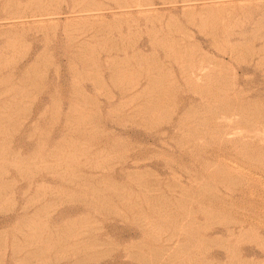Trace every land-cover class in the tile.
<instances>
[{
  "label": "rangeland",
  "instance_id": "1",
  "mask_svg": "<svg viewBox=\"0 0 264 264\" xmlns=\"http://www.w3.org/2000/svg\"><path fill=\"white\" fill-rule=\"evenodd\" d=\"M144 1L0 0V264H264V0Z\"/></svg>",
  "mask_w": 264,
  "mask_h": 264
},
{
  "label": "bare ground",
  "instance_id": "2",
  "mask_svg": "<svg viewBox=\"0 0 264 264\" xmlns=\"http://www.w3.org/2000/svg\"><path fill=\"white\" fill-rule=\"evenodd\" d=\"M143 1H144V0H143ZM164 1H166V0H164ZM168 1H169V0H168ZM185 1L187 2V0H185ZM185 1H184V2H185ZM189 1H190V0H189ZM191 1H193V0H191ZM245 1H246V0H245ZM144 2H145V1H144ZM149 2H152V0H150ZM170 2H172V0H171ZM173 2H174V1H173ZM176 2H177V0H176ZM219 2H220V1H219ZM219 2H217V3L219 4ZM163 3L166 4V2H163ZM180 3H181V2H180ZM182 3H183V2H182ZM214 3H216V2H214ZM217 3H216V4H217ZM220 3H221V2H220ZM144 4H145V3H144ZM149 4H150V3H149ZM152 4H153V2L151 3V5H152ZM170 4H171V3H170ZM187 4H188V3H187ZM187 4H186V5H187ZM221 4H222V3H221ZM221 4H220V5H221ZM223 4H224V3H223ZM153 5H154V4H153ZM174 5H175V4H174ZM145 6H146V4H145ZM145 6H144V7H145ZM147 6H148V5H147ZM183 6H184V5H183ZM183 6H182V7H183ZM188 6H189V5H188ZM217 6H218V5H217ZM151 7H152V6H151ZM191 7H193V6H191V4H190V7H189V8H191ZM205 7H207V6H205ZM183 8H184V7H183ZM185 8H187V6H185ZM189 8H188V9H189ZM194 8H195V6H194ZM219 8H220V7H219ZM145 9H146V8H145ZM147 9H148V8H147ZM147 9H146V10H147ZM146 10H144V12H145ZM149 10H150V9H149ZM152 10H153V8H152ZM183 10L185 11V9H183ZM156 11L158 12V8L156 9ZM156 11H154V12H155V15H156V13H157ZM188 11H189V10H188ZM147 12H148V11H147ZM154 12L152 11V13H154ZM146 14H148V13H146ZM149 14H150V13H149ZM157 14H158V13H157ZM150 16H152V14H151ZM189 17H190V16H189ZM191 18H192V17H191ZM239 46H240V45H239ZM28 67H30V66H28ZM26 71H28V70H26ZM194 79L197 80V81L200 80V79H203V75L200 74V73H197V74L194 76ZM7 80H8V79H7ZM5 82H6V81H5ZM5 84H6V83H5ZM208 88H209V87H208ZM210 91H211V90H210ZM207 94H208V93H207ZM208 95H209V94H208ZM137 173H138V172H137ZM135 174H136V173H135ZM136 177H137V174H136ZM102 190H103V189H102ZM101 193H102V192H101ZM103 195H104V194H103ZM108 196H109V195H108ZM108 196H107V197H108ZM82 199H83V198H82ZM109 199H110V198H109ZM86 200H87V199H86ZM89 200H90V199H89ZM110 200H111V199H110ZM108 201H109V200H108ZM105 204H106V203H105ZM192 228H193V227H192ZM174 229H175V228H174ZM176 232H177V231H176ZM180 235H182V233H181ZM187 235H189V234H187ZM195 235H196V234H195ZM190 236H191V235H190ZM174 237H175V236H174ZM193 238H194V237H193ZM201 238H202V237H201ZM203 238H204V237H203ZM195 239H196V238H195ZM155 240H156V239H155ZM187 240H188V239H187ZM189 240H190V239H189ZM191 240H193V239H191ZM191 240H190V241H191ZM196 240H197V239H196ZM208 240H209V239H208ZM205 241H206V240H205ZM188 242H189V241H188ZM196 242H197V241H196ZM199 242H201V241L199 240ZM183 243H184V242H183ZM189 243H190V242H189ZM189 243H187V245H188ZM203 244H204V243H203ZM181 245H183V244L181 243ZM181 245H180V246H181ZM185 245H186V244H185ZM190 245H191V244H190ZM190 245H189V246H190ZM77 246H78V245H77ZM203 246H204V245H203ZM205 246H206V245H205ZM168 248H169V247H168ZM78 249H80V248L78 247ZM37 250H38V249H37ZM39 250H41V249H39ZM39 250H38V251H39ZM172 250H173V249H172ZM176 251H177V250H176ZM30 252H32V251H30ZM34 252H35V251L33 250L32 253L34 254ZM39 252H40V251H39ZM173 252H174V254L176 255L175 251H173ZM37 253H38V252H37ZM37 253H35V254H37ZM40 253H41V252H40ZM40 253H39V254H40ZM178 253H179V252H178ZM178 253H177V254H178ZM30 254H31V253H29V255H30ZM39 254H37V255H39ZM152 254H153V253H152ZM168 254H169V253H168ZM170 254H172V253H170ZM31 255H32V254H31ZM37 255H36V256H37ZM153 256H155V254H154ZM159 256H160V254H159ZM163 256H164V255L161 254L160 257H158V256H157V257L160 259V258L163 257ZM176 256H177V255H176ZM29 257H30V256H29ZM32 257H33V256H32ZM150 257H152V256H150ZM150 257H149V258H150ZM174 257H175V256H174ZM30 258H31V257H30ZM80 258H81V257H80ZM154 258H155V257H154ZM154 258H152V259H154ZM158 258H156V259H158ZM78 259H79V258H78ZM146 259H147V258H146ZM161 259H162V258H161ZM171 259H172V258H171ZM176 259H177V258H176ZM176 259H175V260H176ZM79 260H80V259H79ZM79 260H78V262H80ZM149 261H150V260H149ZM75 262H76V261H75ZM75 262H74V263H75ZM81 262H82V261H81ZM172 262H173V261H172ZM74 263H73V264H74ZM76 263H77V262H76ZM76 263H75V264H76ZM181 263H182V262L179 261V264H181ZM251 263H252V262H251ZM251 263H250V262H247V261H244V262H243V264H251ZM71 264H72V263H71ZM163 264H164V263H163ZM177 264H178V263H177Z\"/></svg>",
  "mask_w": 264,
  "mask_h": 264
}]
</instances>
